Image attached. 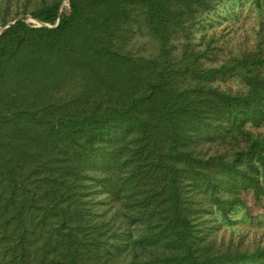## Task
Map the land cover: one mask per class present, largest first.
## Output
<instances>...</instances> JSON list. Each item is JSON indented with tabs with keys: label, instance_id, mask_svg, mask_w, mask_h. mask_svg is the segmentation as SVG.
I'll return each mask as SVG.
<instances>
[{
	"label": "trees",
	"instance_id": "16d2710c",
	"mask_svg": "<svg viewBox=\"0 0 264 264\" xmlns=\"http://www.w3.org/2000/svg\"><path fill=\"white\" fill-rule=\"evenodd\" d=\"M248 195L264 0H0V264H264Z\"/></svg>",
	"mask_w": 264,
	"mask_h": 264
},
{
	"label": "rangeland",
	"instance_id": "374dc122",
	"mask_svg": "<svg viewBox=\"0 0 264 264\" xmlns=\"http://www.w3.org/2000/svg\"><path fill=\"white\" fill-rule=\"evenodd\" d=\"M213 18L216 20V24L214 26L215 29L220 28L223 24L230 21H236L237 24L234 26L240 27V31L245 30L253 36L255 34V30L258 28V24L261 20V16L256 11H251L249 7H244L241 10H239L238 17L233 20H228L226 17H222L219 15H214ZM232 83V82H231ZM233 84L235 87H237L239 84L238 82L233 81ZM247 202L249 206L251 207V212L255 215H257L254 229L256 230H263L264 229V223L263 226L258 227L257 225H260L261 222H264V208L257 204L251 195L246 196ZM243 215V210L239 212L238 216L241 217ZM249 222H244V225H248ZM257 224V225H256ZM258 227V228H257Z\"/></svg>",
	"mask_w": 264,
	"mask_h": 264
}]
</instances>
